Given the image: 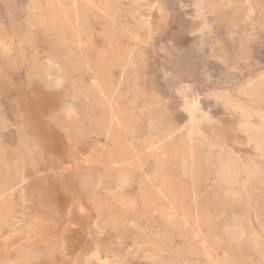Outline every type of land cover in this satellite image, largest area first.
I'll use <instances>...</instances> for the list:
<instances>
[{"label": "rangeland", "instance_id": "rangeland-1", "mask_svg": "<svg viewBox=\"0 0 264 264\" xmlns=\"http://www.w3.org/2000/svg\"><path fill=\"white\" fill-rule=\"evenodd\" d=\"M263 82L264 0H0V264H264Z\"/></svg>", "mask_w": 264, "mask_h": 264}, {"label": "bare ground", "instance_id": "bare-ground-1", "mask_svg": "<svg viewBox=\"0 0 264 264\" xmlns=\"http://www.w3.org/2000/svg\"><path fill=\"white\" fill-rule=\"evenodd\" d=\"M263 83H264V82H263ZM259 84H261V83H259ZM261 86H262V85H261ZM187 87H188V86H187ZM193 95H194V94H193ZM192 97H193V98H192ZM192 97L190 98V99H191L190 101H187V107H186V108L190 109L191 112H193V113L195 114V112L197 111L196 98H195V96H192ZM261 130H262V129H261ZM257 131H258V130H257ZM260 132H261V131H260ZM256 133H257V132H256ZM257 134H258V133H257ZM263 135H264V130H263ZM259 136H260V135H259ZM260 137H261V136H260ZM260 137H259V138H260ZM257 138H258V137H257ZM261 142H263V139H262ZM222 157H223V156H222ZM231 161H232V160H231ZM225 162H226V160H225ZM232 162H233V161H232ZM229 163H230V161H229ZM221 164H222V163H221ZM223 164H225V163H223ZM223 164H222V166H224ZM225 165H226V164H225ZM232 167H233V166H232ZM232 167H231V168H232ZM221 168H223V167H221ZM225 168H226V166H225ZM225 168H224V169H225ZM227 168L229 169V165H228ZM227 168H226V169H227ZM231 168H230V169H231ZM228 169H227V170H228ZM233 169H234V168H233ZM233 169H232L231 171H233ZM236 170H237V168H236ZM222 171H223V170H222ZM228 171H229V170H228ZM220 172H221V171H220ZM220 172H218V173H220ZM223 172H224V171H223ZM225 172H226V171H225ZM229 172H230V171H229ZM229 172H228V173H229ZM232 173H233V172H232ZM234 173H235V172H234ZM220 174H221V173H220ZM220 174H218V175H220ZM222 174H223V173H222ZM223 175H224V177L227 176L225 173H224ZM223 175H222V177H223ZM235 177H236V176H235ZM228 178H229V177L227 176V178H224V179L227 180ZM230 178H231V177H230ZM234 179H235V178H234ZM232 180H233V179H232ZM238 180H239V179H238ZM222 181H223V179H222ZM229 181H230V180H229ZM233 181H234V180H233ZM227 185H228V184H227ZM234 189H235V188H234ZM240 226H242V225H240ZM235 229H236V228H235ZM229 230H230V229H229ZM238 231H239V230H238ZM231 233H232V232H231ZM256 233H257V232H256ZM238 234H239V233H238ZM235 237H236V236H235ZM252 239H253V238H252ZM263 256H264V255H263Z\"/></svg>", "mask_w": 264, "mask_h": 264}]
</instances>
